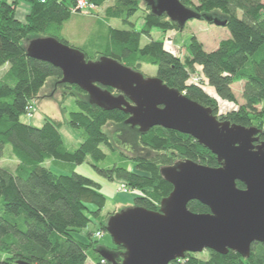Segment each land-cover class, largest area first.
Masks as SVG:
<instances>
[{
  "label": "trees",
  "instance_id": "obj_1",
  "mask_svg": "<svg viewBox=\"0 0 264 264\" xmlns=\"http://www.w3.org/2000/svg\"><path fill=\"white\" fill-rule=\"evenodd\" d=\"M21 1L31 7L24 22L16 17ZM86 1L96 8L105 7L108 2ZM180 2L204 17L226 21L225 27L231 38L208 52L193 37L186 48L187 56L182 58L164 41L153 40L152 30L182 32L186 26L181 28L166 15H154L145 0H114L112 5L104 8L103 24L108 20H119L124 26L133 28L132 19L143 12L142 31L119 29L109 24L105 36L87 46L98 49L95 52L99 55L98 60L112 58L138 72L143 64L155 66L156 77L190 100L212 109L219 120L264 132V0ZM77 3L78 0H0V68L8 66L5 78L0 82V160L6 147L11 146L17 161L14 172L0 166V264H17L19 261L28 264H111L98 251L101 246L92 234L88 235V243L78 241L74 236L87 229L94 220L99 223L101 232H106L110 217L102 216L107 203L101 192L102 186L75 171L76 166L85 163L88 157L105 163V168L94 166L102 177L109 181L118 179L127 189L138 193L134 206L150 211H159L162 201L173 191V186L162 177L161 168L173 166L178 158L212 168L220 166L217 157L193 137L162 127L140 133L138 128L126 124L127 114L120 110L106 111L91 104L88 95L78 86L62 83L61 70L28 56L26 46L36 37H52L70 45L64 29L74 16L70 11ZM216 10L223 16L214 14ZM144 36L151 41L142 46ZM86 47L73 48L83 51L90 61ZM197 67L201 68L204 78L200 84L191 81ZM49 78L58 79L59 84L73 90L71 95L77 97L79 111L71 113L68 121L71 127L84 132L83 142L77 149L66 147L59 130L60 123L53 119L47 118L40 128L22 122ZM235 84L242 85V103L232 89ZM208 89H213L215 94ZM220 100L234 107L220 112ZM110 121L136 131L139 144L155 155L129 157L118 152L104 131ZM259 138L264 141L263 134ZM46 162H51L62 173L45 167ZM237 186L245 189L242 183ZM88 205H94L95 210L91 211ZM188 209L196 214L210 212L197 201L191 202ZM111 250L115 252V260L121 262L124 249L115 246ZM208 252L207 260L186 254L184 259L171 264H264V243L254 244L249 258L233 251L227 255Z\"/></svg>",
  "mask_w": 264,
  "mask_h": 264
},
{
  "label": "water",
  "instance_id": "obj_2",
  "mask_svg": "<svg viewBox=\"0 0 264 264\" xmlns=\"http://www.w3.org/2000/svg\"><path fill=\"white\" fill-rule=\"evenodd\" d=\"M145 2L154 15H166L181 28L202 18L217 27L226 26V21L204 17L180 0ZM26 49L30 58L61 70L62 83L78 86L91 104L127 114L126 124L140 133L155 127L174 130L193 137L218 159L216 168L192 160L161 168L172 193L159 211L134 206L110 216L106 231L124 252L118 262L115 252L101 246L98 251L105 260L171 264L186 254L209 250L249 258L252 246L264 243V141L259 138L264 132L221 121L212 109L171 89L160 78H146L115 59L88 61L83 51L58 39L34 38ZM238 183L245 189L238 188ZM193 201L210 212H191L188 205Z\"/></svg>",
  "mask_w": 264,
  "mask_h": 264
},
{
  "label": "rangeland",
  "instance_id": "obj_3",
  "mask_svg": "<svg viewBox=\"0 0 264 264\" xmlns=\"http://www.w3.org/2000/svg\"><path fill=\"white\" fill-rule=\"evenodd\" d=\"M114 3V0H108L105 7L110 6ZM144 8H146L143 2ZM95 8L88 10H77V7H72L70 11L72 15L87 16L92 17L95 20H100L104 22V8ZM29 8V9H27ZM28 10V12L26 11ZM31 7L25 1H21L16 9V17L18 20L24 22L26 17L29 15ZM214 14L222 15L221 11H214ZM134 27L124 26L119 20H108L107 24L112 27L125 30H135L137 32L142 31L144 27L143 12H139L133 19ZM193 37H196L205 47L206 51L211 52L218 48L219 44L223 40L231 38V33L226 27H217L214 24H210L204 20H191L186 24V28L182 32L168 31L163 32L159 29L152 30V39L155 41H164L168 48H171L182 58L187 56V46L190 44ZM38 38V37H36ZM34 39V38H33ZM76 41H79L77 38ZM151 40L147 37L142 38V46L149 43ZM70 46L78 47L75 44L70 43ZM87 46V45H86ZM86 53L89 54L90 61H97L99 55H95L97 48L92 46H87L85 48ZM100 51V50H99ZM8 71V66L0 68V82L4 80L5 75ZM141 74L146 78H155L157 76V67L152 65L143 64ZM193 78L200 79L203 83L204 78L201 74V68L196 69V72L192 74L191 80ZM212 94H215L214 90L208 89ZM234 92L237 94V99H240L241 85L237 84L234 86ZM73 90H70L65 85L59 84V80L56 78H49L45 85L42 87L38 94L37 100L33 104V109L31 115L28 114L22 117V122L30 124L34 127L40 128L45 124L47 118L53 119L60 123L59 130L62 135L63 141L66 147L70 150L77 149L83 142V130L76 129L69 125L68 121L70 114L79 111L76 103L77 97L72 96ZM78 97H81L78 95ZM220 112H225L231 110L234 105L219 101ZM104 131L108 134L110 140L114 144L118 152L126 153L129 157L135 155L138 156H148L152 157L155 154L148 149L143 148L139 144V135L133 130H130L127 126L122 124H116L114 122H108L104 127ZM105 150V149H104ZM106 151V150H105ZM107 152V151H106ZM108 153V152H107ZM179 161V158L177 159ZM0 166L7 169L10 172H14L17 166V161L13 158L11 146H7L5 149L4 157L0 160ZM45 167L51 168L56 173H62L58 168L54 167L51 162H46ZM94 166L100 168H105V163L96 162L91 157H88L86 162L82 165L76 166L75 171L81 175L87 176L95 181H97L101 186V192L107 198V203L102 211L103 217H108L113 214L119 213L124 209L134 207L136 197L138 193L126 188L125 183L115 179L114 181H109L102 177ZM91 211L95 210L94 205H88ZM92 234L93 238L98 241L99 246L106 247L108 249H114L115 243L111 235L106 231L100 230V225L94 220L87 229L83 232H77L74 234L78 241L83 243L89 242L88 235ZM196 257L200 259H209V252L204 251L203 253L195 254ZM90 262H88L89 264ZM91 264V263H90Z\"/></svg>",
  "mask_w": 264,
  "mask_h": 264
},
{
  "label": "crops",
  "instance_id": "obj_4",
  "mask_svg": "<svg viewBox=\"0 0 264 264\" xmlns=\"http://www.w3.org/2000/svg\"><path fill=\"white\" fill-rule=\"evenodd\" d=\"M27 9L26 11L28 12ZM106 28L107 27L104 26V24L100 20H95L92 17L75 15L66 24V27L64 29V35L70 43L75 44L76 46H79V47L80 46L86 47V45L89 42L93 40H99L100 38H102V36H105ZM77 38H79V41H76ZM235 85L232 86L233 91H234ZM210 90H213V89H210ZM241 94H242V85H241L240 97H241ZM238 100L241 103L240 99Z\"/></svg>",
  "mask_w": 264,
  "mask_h": 264
},
{
  "label": "built area",
  "instance_id": "obj_5",
  "mask_svg": "<svg viewBox=\"0 0 264 264\" xmlns=\"http://www.w3.org/2000/svg\"><path fill=\"white\" fill-rule=\"evenodd\" d=\"M76 7H77V10H88V9H95L96 8L93 4L87 2L86 0H78ZM191 81L195 84L201 83L200 79H198V78H193ZM32 109H33V107L28 108V112H29L28 116L31 115Z\"/></svg>",
  "mask_w": 264,
  "mask_h": 264
}]
</instances>
